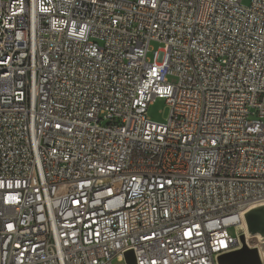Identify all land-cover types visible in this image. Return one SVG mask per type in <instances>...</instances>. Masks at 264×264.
I'll list each match as a JSON object with an SVG mask.
<instances>
[{
	"label": "built area",
	"instance_id": "1",
	"mask_svg": "<svg viewBox=\"0 0 264 264\" xmlns=\"http://www.w3.org/2000/svg\"><path fill=\"white\" fill-rule=\"evenodd\" d=\"M260 200L264 0H0V264H219Z\"/></svg>",
	"mask_w": 264,
	"mask_h": 264
},
{
	"label": "bare ground",
	"instance_id": "2",
	"mask_svg": "<svg viewBox=\"0 0 264 264\" xmlns=\"http://www.w3.org/2000/svg\"><path fill=\"white\" fill-rule=\"evenodd\" d=\"M246 219L256 221V229L258 235L249 237L246 234L247 223ZM237 234L241 237L242 245L232 247L230 250L222 254L221 263L223 264H264V200H260L248 205L240 214L239 223L236 226ZM243 231V232H242ZM243 233V234H242ZM245 234V235H244ZM243 238V239H242ZM252 239L253 243H257L255 247H248L245 239ZM248 243L249 240H247Z\"/></svg>",
	"mask_w": 264,
	"mask_h": 264
},
{
	"label": "rangeland",
	"instance_id": "3",
	"mask_svg": "<svg viewBox=\"0 0 264 264\" xmlns=\"http://www.w3.org/2000/svg\"><path fill=\"white\" fill-rule=\"evenodd\" d=\"M248 2H249V0H242V3L243 4H247ZM150 46L153 49H157L158 46H159V44L157 42H151ZM167 80L170 83H174L176 79H175L174 76H168L167 77ZM167 115H168V108L166 106V103H165L164 99L157 98L151 104L148 105V108H147V116H148V118L151 121L159 122V123L164 122L165 119H166V117H167ZM246 231H247L246 234H248L249 237L258 235V233H250L248 231V228L246 229ZM233 234H234V236L236 238V243H235L234 246H238L237 248H240L241 246H243L242 245V240H240L241 237H239V235L237 234V230L236 229L233 230ZM261 238H263V239L260 240V241H263L264 240V236H261ZM247 240H249V242H251V243H248ZM247 240L245 239V243H246V245L248 247H255L256 248L257 243H253L251 241L252 239H248L247 238ZM111 264H122V262H120V261H118L116 259H113L111 261Z\"/></svg>",
	"mask_w": 264,
	"mask_h": 264
},
{
	"label": "water",
	"instance_id": "4",
	"mask_svg": "<svg viewBox=\"0 0 264 264\" xmlns=\"http://www.w3.org/2000/svg\"><path fill=\"white\" fill-rule=\"evenodd\" d=\"M246 223H247L248 231L250 233H256L257 232V229H256V221H253L251 219H246ZM221 256L218 257L219 264H223V263H221V258H220ZM130 258H131V255H130V252H129L128 253V259L131 260Z\"/></svg>",
	"mask_w": 264,
	"mask_h": 264
}]
</instances>
